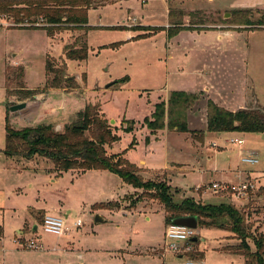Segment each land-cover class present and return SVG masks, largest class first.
Instances as JSON below:
<instances>
[{
  "label": "rangeland",
  "instance_id": "374dc122",
  "mask_svg": "<svg viewBox=\"0 0 264 264\" xmlns=\"http://www.w3.org/2000/svg\"><path fill=\"white\" fill-rule=\"evenodd\" d=\"M95 7L88 11L91 29L62 30L54 37L42 28L14 27L12 13L0 12V264H179L176 251L164 250L165 186L176 201L192 196L230 202L256 234L264 233V133L212 132L206 126L209 97L230 110L264 109V24L250 27L244 21L264 23V0H111ZM85 33L87 59H67L66 46ZM47 57L56 66L65 62L60 88L44 87L52 76L46 74ZM7 67H22L20 81L38 93L21 100L6 92ZM8 85L13 90L16 81ZM189 90L199 96L187 115L197 133L168 128L152 133L145 119H154L156 104L168 102L174 91ZM22 101L24 109H10L11 102ZM88 104L98 105L120 136L108 149L124 152L136 164L144 186L109 170L57 174L48 170L53 165L44 156L24 167L4 153L7 123L17 129L52 124L60 131ZM232 138H243V148L255 150L259 163H243ZM243 178L259 188L240 198L231 192L213 198L206 186L195 188ZM64 208L76 212L61 215L68 231L45 232V214L35 211L57 215ZM97 215L105 220L96 222ZM197 237L188 253H204V264H247L232 231L199 225ZM32 238L43 247L27 248ZM248 242L254 251L253 240Z\"/></svg>",
  "mask_w": 264,
  "mask_h": 264
},
{
  "label": "trees",
  "instance_id": "16d2710c",
  "mask_svg": "<svg viewBox=\"0 0 264 264\" xmlns=\"http://www.w3.org/2000/svg\"><path fill=\"white\" fill-rule=\"evenodd\" d=\"M111 0H0V12L10 11L15 19V26L19 28H42L49 36L54 37L57 32L68 29H91L88 11L95 6L109 3ZM20 12L23 13L20 15ZM39 18L42 20L38 24ZM248 26H262V19L252 22L246 18ZM184 27H190L185 26ZM88 33V31H86ZM87 33L78 36L73 44L65 48V56L71 60H85L88 57L89 46ZM65 62L56 66L54 59L47 57L46 74L48 77L45 88H60L64 81L63 70ZM11 70L13 74H11ZM6 92L21 96L25 100L38 93L37 89L27 88L24 82V69L18 67L6 68ZM16 81V87L9 89L11 82ZM73 86V81H67ZM199 96L188 91H174L168 102H160L155 106L154 119H145L146 126L152 133L164 128L178 131H192L196 129L188 126V111L197 104ZM262 110V109H261ZM252 108L227 109L213 99L206 103V126L208 131H241L264 133V110ZM75 121L66 124L63 130H55L52 124H39L34 128L17 129L10 123L6 125V146L4 153L24 162V167L37 156H44L52 162L51 168L57 174L67 170L85 171L89 169L109 170L124 178L127 182L143 185L140 169L131 162L124 152H113L108 149L114 141L119 139L113 133L109 120L98 105L88 104L78 112ZM203 132V130H202ZM201 132L200 139L204 133ZM148 140V138H146ZM134 144V141L132 142ZM131 143V146L133 145ZM47 161V160H46ZM37 163H39L36 160ZM160 199L165 209L166 224L178 216L197 215L198 226L219 227L232 231L241 240L240 246L247 258V264H264V233L256 234L247 223L246 215L230 202H203L192 196L181 201L174 200L165 186ZM163 189V187H162ZM0 232L2 229L0 228ZM197 237V236H196ZM249 239L255 244L252 251ZM197 242V241H192ZM193 259H202L204 253L195 255L188 253Z\"/></svg>",
  "mask_w": 264,
  "mask_h": 264
},
{
  "label": "built area",
  "instance_id": "2783aa9c",
  "mask_svg": "<svg viewBox=\"0 0 264 264\" xmlns=\"http://www.w3.org/2000/svg\"><path fill=\"white\" fill-rule=\"evenodd\" d=\"M229 142L236 143L240 146V159L243 163L257 164L259 159L255 150L244 149L243 145L245 140L243 138H232ZM214 145H216L214 143ZM242 176H239V178ZM202 186H206L207 189H211L216 193L231 192V195L237 198L244 197L251 191H255L259 188L256 182L251 179H240L238 182L229 181H212L205 185L198 186V189ZM81 220L78 219L76 225H80ZM42 227L45 232L62 235L68 231L65 219L61 215L46 214L42 221ZM197 236V228L181 226L174 223L167 224L166 229V242L164 250H174L177 252L180 259L179 264H203L202 259H193L188 255L191 251L190 243L191 238ZM25 245V244H24ZM27 248H42L43 243L39 242L35 238L26 241Z\"/></svg>",
  "mask_w": 264,
  "mask_h": 264
},
{
  "label": "water",
  "instance_id": "95a60500",
  "mask_svg": "<svg viewBox=\"0 0 264 264\" xmlns=\"http://www.w3.org/2000/svg\"><path fill=\"white\" fill-rule=\"evenodd\" d=\"M229 14H226L225 18L228 17ZM74 75L68 76V78H74ZM111 84H108L107 86H110ZM27 106V101L22 102H11L10 103V109L13 111L24 109ZM250 109V108H249ZM264 110V109H262ZM105 219L101 216L97 215L96 222H103ZM172 223L181 225V226H187L192 228L198 227V216L197 215H185V216H178L172 220ZM198 237L191 238V241H198Z\"/></svg>",
  "mask_w": 264,
  "mask_h": 264
},
{
  "label": "crops",
  "instance_id": "0c3cea01",
  "mask_svg": "<svg viewBox=\"0 0 264 264\" xmlns=\"http://www.w3.org/2000/svg\"><path fill=\"white\" fill-rule=\"evenodd\" d=\"M118 1H120V0H118ZM98 8H100V7H98ZM88 36V35H87ZM219 36H222L221 34L219 35ZM17 63V62H16ZM207 90H205V91H208V87L206 88ZM190 92H191V90H189ZM188 91V92H189ZM203 91V90H202ZM192 92H194V91H192ZM37 96V95H36ZM209 98H211V99H213L212 97H209ZM214 100V99H213ZM258 100V99H257ZM214 101H216V102H219V101H217V100H214ZM239 107H241V108H244L245 106H239ZM238 108H236V110H237ZM234 110V109H233ZM162 130H164V129H162ZM156 136V135H155ZM150 142H151V140H150ZM109 146V145H108ZM107 146V147H108ZM197 153H199V152H197ZM48 170H52L51 168H49ZM53 171V170H52ZM226 172L225 170H222V172ZM243 175V173L242 172H239L238 173V176H242ZM250 175V174H249ZM223 181H229V182H231L230 180H227V179H224ZM205 184H207V182H204V183H202V184H200V185H205ZM200 185H198V186H200ZM198 186H196L195 188L196 189H198ZM206 192H208V190L207 191H205L204 192V194L206 193ZM204 194H202V196H200V198H203L204 199ZM219 194V193H218ZM218 194H216V192H212L211 193V195L213 196V198H217L216 196L218 195ZM207 200V199H206ZM41 212H44V214L46 215L48 212H46V211H41V210H39L38 212H36L35 211V213L37 214H39V213H41ZM57 215H63L65 218H68L69 216H73V217H75L76 216V212L74 211V210H72V209H70V208H64L63 209V213L62 214H57ZM37 216V215H36ZM37 225H34L33 226V230L34 231H36L37 230ZM0 228L2 229V232H0V236H2L3 235V232H4V227H3V223L2 222H0ZM18 233H20V234H24V230H22V229H18ZM24 239V238H23ZM201 240H204V239H201ZM22 241V240H21ZM27 241V240H26ZM202 261H203V264H204V259H202Z\"/></svg>",
  "mask_w": 264,
  "mask_h": 264
}]
</instances>
